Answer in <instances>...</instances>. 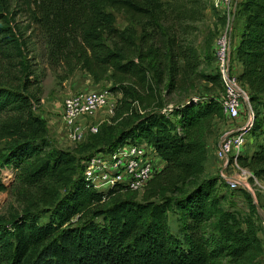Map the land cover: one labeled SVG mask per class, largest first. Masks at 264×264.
<instances>
[{
	"label": "trees",
	"instance_id": "trees-1",
	"mask_svg": "<svg viewBox=\"0 0 264 264\" xmlns=\"http://www.w3.org/2000/svg\"><path fill=\"white\" fill-rule=\"evenodd\" d=\"M206 9L203 0H26L18 9L0 0V47L23 56L27 36L15 17L27 13L54 61L85 71L96 83L109 79L123 92L124 81L148 85L179 61L181 74L198 67L193 46L179 43ZM115 11L129 20L123 29L114 25ZM237 11L236 80L249 99L255 129L263 130L252 153L238 160L264 182V0H239ZM31 73L19 86L0 85V165L20 168L32 190L31 207L0 216V264H221L222 258L227 264L262 251L252 216L222 210L215 194L219 178L201 176L212 121L223 114L221 101L187 97L168 109L156 99L113 140L100 139L107 152L124 143L145 145L162 160L137 200L122 196L134 191L120 184L94 189L76 150L51 145L45 121L34 112L38 98L28 92L35 83ZM204 78L216 82L219 76ZM212 212L217 217L206 233Z\"/></svg>",
	"mask_w": 264,
	"mask_h": 264
},
{
	"label": "rangeland",
	"instance_id": "rangeland-1",
	"mask_svg": "<svg viewBox=\"0 0 264 264\" xmlns=\"http://www.w3.org/2000/svg\"><path fill=\"white\" fill-rule=\"evenodd\" d=\"M203 1L207 6L204 17L193 24L194 28L187 35L182 36L184 41L179 43V45H191L196 50L199 65L191 73L181 74L182 62L179 61L178 67H173L170 74L166 68L160 78L156 74L153 75V79L147 81L148 85L137 86L132 83V80L124 81L123 92L109 79L96 83L85 71L75 67L70 68L63 63L54 61L48 53L45 39L39 31L38 25L27 13H20L15 17V20L24 35L27 36V50L22 57H16L9 48L0 47V85L19 86L23 82L25 72H32L28 79L35 80V83L28 88V92L38 98L34 105V112L45 121L51 145L56 148L75 149V155L80 164H84L86 160L98 153L105 154L106 157L103 159H108L109 151H106L107 147L102 144L103 140L100 141V139L107 135L113 140L128 120L152 109V103L156 99L168 109L181 103L187 97L200 99L213 96L218 101H222L225 96L224 79L227 76H235L237 70L234 47L242 26V18L237 11V0H232L229 5L219 6V8L215 7L214 0ZM24 2L26 0H10V6L18 9ZM114 16L116 28L123 29L129 24L128 18L122 12L115 11ZM136 29L139 31L138 28ZM221 36L227 38L226 59L223 65L216 59L218 40ZM147 60L148 58L145 59V61ZM204 75H217L219 79L216 82H211L205 79ZM81 92H107L108 105L81 119L82 138L79 141H73L69 138L67 128L62 123L61 109L65 98ZM150 94H155V96L151 98ZM259 118L264 123V117ZM255 124L256 122L253 120L250 129V133L254 135L253 143H256V139L262 138L263 132V130H259L260 128L255 129ZM241 125H248V115L244 106L237 119H229L224 114L215 117L212 121L215 143L219 142L224 135L233 133L232 131L240 128ZM90 126H94L96 131L91 132ZM1 152L2 142H0V154ZM214 163L212 165L208 162L207 166L205 163V169L201 176L219 178L215 194L220 196V208L232 212L239 218L252 216L262 245L260 253L250 254L242 261L227 264H264V227L262 226L264 197L258 195L257 189L251 186L250 181H246L245 184L249 185L252 194L248 187L245 188L242 183L237 187L229 186L227 180L222 176L223 163L218 162V159ZM143 191L124 192L121 195L132 196L139 200L142 198ZM246 195L250 197L254 207L245 198ZM31 196L32 190L24 182L20 168H2L0 165V216H9L31 207ZM216 215L215 212H212L203 225V230L206 233L213 226ZM177 221H179L177 214L169 215L170 226L174 231L178 225ZM177 235L180 237L179 234ZM219 261L221 264L226 263L225 258Z\"/></svg>",
	"mask_w": 264,
	"mask_h": 264
},
{
	"label": "built area",
	"instance_id": "built-area-1",
	"mask_svg": "<svg viewBox=\"0 0 264 264\" xmlns=\"http://www.w3.org/2000/svg\"><path fill=\"white\" fill-rule=\"evenodd\" d=\"M232 0H214L216 8L227 6ZM227 38L221 36L218 40L216 59L221 65L226 59ZM225 96L221 101L222 112L229 119H237L244 104L248 103V125H243L231 135H224L215 151V157L223 163V178L231 187L242 183L252 194L251 188L246 186L250 181L259 196L264 197V182L255 178L252 173L239 163L238 157L243 154L249 139L253 121V110L249 105L246 92L241 89L236 76L224 79ZM107 92H81L74 93L64 99L61 109V120L67 128V133L73 141L82 138L81 119L108 105ZM95 132L94 126L89 127ZM229 134V133H228ZM108 159L105 154L98 153L86 160L83 164V176L96 190L104 191L107 188L120 184L134 192L143 191L153 175L160 171L163 162L154 149L145 145L124 143L109 152ZM264 208V207H263ZM264 227V222H263Z\"/></svg>",
	"mask_w": 264,
	"mask_h": 264
},
{
	"label": "crops",
	"instance_id": "crops-1",
	"mask_svg": "<svg viewBox=\"0 0 264 264\" xmlns=\"http://www.w3.org/2000/svg\"><path fill=\"white\" fill-rule=\"evenodd\" d=\"M237 1H239V0H237ZM236 63V62H235ZM237 65H236V67H237V70H236V73H235V76L239 73V71H240V65H239V63H236ZM250 105V104H249ZM251 106V105H250ZM244 107L246 108V111H247V115H248V118H249V114H248V105H246V104H244ZM253 119H254V116H253ZM242 126V125H241ZM240 126V127H241ZM239 128V127H238ZM237 128V129H238ZM236 129V130H237ZM236 130H233L232 132L234 133ZM222 139V138H221ZM220 139V140H221ZM252 140V138H250L249 139V141H248V144H247V146H246V148L244 149V155H250L251 153H252V151L254 150V143L251 141ZM220 142V141H219ZM219 142H217V143H215V141H214V139H213V135H212V137L208 140V143H207V152H208V160H207V162H206V166H207V163L208 162H210L212 165L213 164H215L214 163V161L216 160V157H215V151H216V149H217V147H218V145H219ZM217 162V161H216ZM218 162H220L219 160H218ZM222 168H223V166H222Z\"/></svg>",
	"mask_w": 264,
	"mask_h": 264
},
{
	"label": "water",
	"instance_id": "water-1",
	"mask_svg": "<svg viewBox=\"0 0 264 264\" xmlns=\"http://www.w3.org/2000/svg\"><path fill=\"white\" fill-rule=\"evenodd\" d=\"M248 101H249V99H248ZM231 134H233V133H229V134H227V135H231ZM262 216H263V219H264V214H262Z\"/></svg>",
	"mask_w": 264,
	"mask_h": 264
}]
</instances>
